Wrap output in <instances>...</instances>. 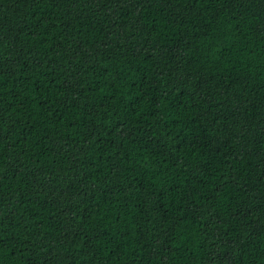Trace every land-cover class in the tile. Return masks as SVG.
<instances>
[{
    "label": "trees",
    "instance_id": "1",
    "mask_svg": "<svg viewBox=\"0 0 264 264\" xmlns=\"http://www.w3.org/2000/svg\"><path fill=\"white\" fill-rule=\"evenodd\" d=\"M0 264H264V0H0Z\"/></svg>",
    "mask_w": 264,
    "mask_h": 264
}]
</instances>
